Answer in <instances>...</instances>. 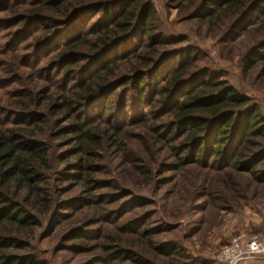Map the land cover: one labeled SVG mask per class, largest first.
<instances>
[{
	"label": "trees",
	"instance_id": "obj_1",
	"mask_svg": "<svg viewBox=\"0 0 264 264\" xmlns=\"http://www.w3.org/2000/svg\"><path fill=\"white\" fill-rule=\"evenodd\" d=\"M169 2L170 7L175 5L176 16L184 25L195 26L192 29L199 36V31L204 30L223 45L235 39V35L258 32L260 40L254 47H264V0ZM8 13L10 23L17 27L15 38L20 43L30 40L29 47L37 51L45 50L53 65L63 67L62 77L72 86L40 88L33 75H29L33 90L28 91V98L14 105L16 113L29 121L18 127L0 128V264H37L34 256L18 253L31 250V237L48 217L51 226L60 224L55 214L50 218L53 199L45 185L50 155L42 141L46 134L44 120L71 123L59 132L74 134L78 153L90 159L100 151L115 153L121 156L124 166L137 170L146 179L147 170L137 166L143 162L142 152L129 146L137 142V137L124 129L132 116L124 113L117 126L101 129L100 123L106 124L109 117L105 109L110 101L104 97L119 88L128 93L126 90L133 87L139 108L146 106L148 97L153 95L150 111L143 116L147 121L160 113L158 121L164 135L149 136L147 144L144 141L142 147L147 154L158 144H168L167 148L176 155L182 149H195L209 141L213 146H198L189 153L192 162L204 169L209 159L221 160L225 156L222 146L230 138L240 142V148L232 155L237 160L253 146L255 137L264 135L259 108L249 107V99L219 73L214 75L210 69L194 73V66L189 64L169 67L171 58L177 56L184 55L185 60L196 62L201 49L178 47L167 51L169 46H179L191 39L162 33L155 10L146 0H22ZM256 50L251 51L252 61L264 63V56ZM121 96L122 93L116 97L125 101ZM127 106L124 104L125 109ZM89 111L92 113L87 116ZM78 115H85L89 121L75 122ZM180 137H184L181 146L170 145L177 146ZM179 161L181 168L185 164L182 159ZM239 165L233 163L235 170H240ZM79 169L85 171L83 166ZM262 177L256 181L264 183ZM229 184L233 185L223 182L226 190L236 189ZM70 205L65 203L62 208L69 211ZM225 206L230 208L226 202ZM104 238L100 248L105 258L99 263L123 261L119 255L125 253L132 262L144 264L137 253L120 249L126 246L121 247L115 235Z\"/></svg>",
	"mask_w": 264,
	"mask_h": 264
},
{
	"label": "rangeland",
	"instance_id": "obj_2",
	"mask_svg": "<svg viewBox=\"0 0 264 264\" xmlns=\"http://www.w3.org/2000/svg\"><path fill=\"white\" fill-rule=\"evenodd\" d=\"M146 1L154 8L162 33L191 39L179 46H169L167 51L178 47L201 49L200 59L196 62L185 60L184 55L177 56L171 58L169 67L175 69L189 64L194 66V73L204 69H210L214 75L219 73L222 79L249 99V107L259 108L264 133V63L252 61L251 54L257 48L259 55L264 56V47H254L259 43L260 33H241L240 37L235 35V39L222 45L204 30L199 31V36L198 31L192 29L195 26L184 25V21L176 16L175 5L170 7L169 0ZM21 2L0 0L2 129L18 127L29 121L26 116L16 113L14 105L28 98V91L33 90L28 81L32 75L40 88L72 86H68L62 77L63 67L53 65L45 50L37 51L29 47L30 40L20 43L21 40L15 38L17 27L10 23L8 12ZM132 84L136 85V81L133 80ZM132 88L126 90L128 93L119 88L104 97L110 101L108 109H105L109 117L106 124L99 123L101 129H108L120 123L122 114L132 116L124 129L137 137V142H131L129 146L142 152L143 162L137 166L147 170L148 179L137 170L124 166L120 162L121 156L113 152L100 151L91 159L78 153L74 134L59 132L70 127L71 123L44 120L46 134H43L42 141L50 155L45 185L53 199L50 218L55 214L60 224L51 226L48 217L31 237V250L19 255L34 256L37 264H101L100 260L105 258L100 248L105 242L104 237L115 235L120 246H126L120 249L137 253L144 264H230L220 263L217 259L222 247L234 238L264 236V228L256 231L251 227L257 222L264 225V183L256 181L264 173V135L255 137L253 146L237 160L232 155L240 148V142H232L230 138L226 146H222L225 156L221 160L209 159L204 169L192 162L189 153L198 146H213L209 141L198 144L195 149H182L176 155L167 148L168 144H158L147 154L142 147L144 141L147 144L149 136L164 135L158 121L161 114L145 121L143 115L150 111L153 95L148 97V105L139 108ZM121 93L125 101L116 97ZM124 104L128 105L126 109ZM136 110L139 113L135 114ZM91 113L86 114L89 116ZM97 113L100 115L102 109ZM88 121L85 115H78L75 120L81 123ZM183 141L184 137H180L177 146L170 145L176 148ZM179 159L185 164L181 168ZM79 160L81 164H78ZM236 162H239L240 170H235L233 163ZM79 166H83L85 171ZM226 181L233 183L229 184L231 189H236L226 190L223 186ZM224 201L231 209L225 208ZM65 203L71 204L72 209L64 210ZM247 228H251V232H246ZM167 253L172 254L168 256ZM121 258L123 261L118 260L114 264H138L128 259L129 254L121 253Z\"/></svg>",
	"mask_w": 264,
	"mask_h": 264
},
{
	"label": "built area",
	"instance_id": "obj_3",
	"mask_svg": "<svg viewBox=\"0 0 264 264\" xmlns=\"http://www.w3.org/2000/svg\"><path fill=\"white\" fill-rule=\"evenodd\" d=\"M264 256V236L252 235L248 238H234L220 249V263L238 264L254 257Z\"/></svg>",
	"mask_w": 264,
	"mask_h": 264
},
{
	"label": "crops",
	"instance_id": "obj_4",
	"mask_svg": "<svg viewBox=\"0 0 264 264\" xmlns=\"http://www.w3.org/2000/svg\"><path fill=\"white\" fill-rule=\"evenodd\" d=\"M258 224H261L259 222L255 223V224H252L251 227H253V229L255 228L256 231H259L257 229H260V230H263L262 228H264V225L260 227H258L257 225ZM246 232H251V228H247V231ZM238 264H264V256L263 257H254V258H251V259H248L244 262H240Z\"/></svg>",
	"mask_w": 264,
	"mask_h": 264
}]
</instances>
